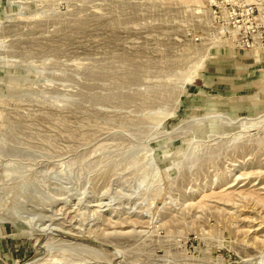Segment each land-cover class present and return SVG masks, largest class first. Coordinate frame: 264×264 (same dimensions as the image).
I'll list each match as a JSON object with an SVG mask.
<instances>
[{"label":"rangeland","instance_id":"obj_1","mask_svg":"<svg viewBox=\"0 0 264 264\" xmlns=\"http://www.w3.org/2000/svg\"><path fill=\"white\" fill-rule=\"evenodd\" d=\"M263 202L264 0H0V264H264Z\"/></svg>","mask_w":264,"mask_h":264},{"label":"bare ground","instance_id":"obj_2","mask_svg":"<svg viewBox=\"0 0 264 264\" xmlns=\"http://www.w3.org/2000/svg\"><path fill=\"white\" fill-rule=\"evenodd\" d=\"M244 175H245V174H244ZM223 184H224V183H223ZM224 186H225V185H224ZM217 187H218V186H217ZM220 193H221V192H220ZM212 194H213V193H212ZM214 194H215V193H214ZM224 194H225V195H224ZM221 196L227 198V197L230 196V195H228V194H226V193L224 192L223 194H221ZM219 197H220V196H219ZM201 198H202V197H201ZM204 198H206V197H204ZM206 199H207V198H206ZM221 199H222V198H221ZM229 199H230V198H229ZM229 199H228V201H230ZM257 199H258V198H257ZM222 200H223V199H222ZM224 200H225V199H224ZM224 200H223V201H224ZM198 202H199V201H198ZM263 203H264V202H263ZM205 206H206V205H205ZM205 206H204V207H205ZM202 207H203V206H202Z\"/></svg>","mask_w":264,"mask_h":264}]
</instances>
